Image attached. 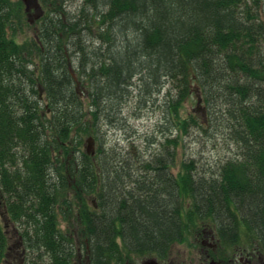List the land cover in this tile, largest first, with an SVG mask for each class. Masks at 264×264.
<instances>
[{
    "label": "trees",
    "instance_id": "1",
    "mask_svg": "<svg viewBox=\"0 0 264 264\" xmlns=\"http://www.w3.org/2000/svg\"><path fill=\"white\" fill-rule=\"evenodd\" d=\"M66 1L37 0L40 27L19 43L28 12L20 0H0V189L9 221L21 229L11 260L73 264L74 234L60 225L74 218L85 264H123L160 251L194 218L217 217L220 239L230 245L243 248L255 233L264 243V0H83L72 16ZM93 36L103 54L88 50ZM134 77L139 95L160 90L163 78L175 91L164 113L176 140L137 168L131 161L138 157L121 158L98 137L119 120ZM188 98L207 123L222 117L234 141L255 153L263 167L254 182L235 161L205 184L194 179L192 161H182L178 177L162 172L170 151L199 125L194 114L181 115ZM87 137L94 155L83 150ZM229 197L250 219L242 230L230 226L238 213L224 206ZM10 254L0 224V264Z\"/></svg>",
    "mask_w": 264,
    "mask_h": 264
},
{
    "label": "rangeland",
    "instance_id": "2",
    "mask_svg": "<svg viewBox=\"0 0 264 264\" xmlns=\"http://www.w3.org/2000/svg\"><path fill=\"white\" fill-rule=\"evenodd\" d=\"M20 1L22 2V0ZM23 1H25V3L27 1V3L23 5L25 10H28H26V13L28 12L27 19L29 25L22 26L21 30H17L18 32L16 33V41L19 43L23 42L27 38H35V32H37V29L40 27L39 18L43 14L42 7L37 1ZM82 5L83 0H67L65 3V9L68 12V15L72 16L73 14H76V11ZM89 24V28L92 29L93 32H96L98 27H100L97 19L94 21V23ZM99 42L100 40L93 36V38L89 40V44H87L88 50L90 49V51L103 54V52L97 51L98 47L101 45ZM71 63L72 62L70 61V65ZM75 64L72 67H69L71 69V73L73 74L77 73L78 71ZM132 81L134 86L141 85V81H139L137 77H134ZM163 81H165V85L163 84L164 87L162 86L160 90L159 88L150 89V97H148L146 94V90L148 88L139 95V90L141 87H130L128 99L122 101L121 103V114L119 120L112 121L107 125H103L98 132V137L101 141L102 148L107 150L108 148L112 149L114 152L118 153L121 158H126V160H128V158H132V156H136L139 158V160H141L140 162L131 161L133 168H137L138 164L145 161L152 162L155 158L164 156L163 144L171 139L176 140L175 128L172 124H169L166 113H164L166 111V105L169 101V97L173 95L175 91L173 84L169 79L163 78ZM77 88L78 90H81V85H77ZM189 88L191 93L198 95V88L196 87L195 83H190ZM199 103L201 102L199 101L198 104ZM199 112L200 109H195V106L190 103V98L184 101L181 115L184 116L187 113H194V115L197 116L196 120L199 125H197L195 128L191 127L189 129L188 135L184 137L181 146H177L176 149L170 151V157L173 159L168 162L169 167L162 171L167 175V178H173L176 175L178 177V174L182 171L181 166L183 160L188 162L192 161L193 166L195 167V172L198 173L194 176V179L196 182L202 184L208 183L209 180H213L209 179L213 174V178H216V175L218 174V168L222 167L229 160L236 159L235 161H237L238 167L245 164L244 159L247 157V148L243 143H236L234 138L230 136L229 130L224 122L225 120L222 121V117L219 118L212 115L211 122L207 123L203 118L204 116ZM164 116L166 117L165 119H163ZM86 145L84 150L88 148ZM93 149L94 147L92 145L89 151H92ZM94 151H96V149ZM118 161L124 162L123 160ZM246 163L249 166V169L255 170L253 173L249 172V175L252 174V182H254V178L257 177L256 174L261 172V168H259L258 163L253 161H248ZM152 177L153 175L150 174V182H156L157 178ZM226 201H228V203H226ZM226 201L224 202V206L228 210L229 214L238 213L235 218L232 217L233 221H235L237 224L230 226L242 230L241 223L238 222H244L245 220L250 219L243 218L239 215L242 212L241 210L237 212L234 207H232L233 204L230 201V197L229 199H226ZM235 201L237 202L236 199ZM188 207L189 206H183L182 209L186 211ZM59 210L61 209H58V212ZM73 212H75L74 208L72 210V213ZM183 214L184 222L190 220L189 218H185V212ZM216 218L217 217H215L211 223L207 221V219H191L194 221L190 225L184 226L185 232L183 233L182 237H180V240L174 239L166 243L165 247L160 253L159 260L165 264H188L189 262H191L190 264H201L200 262H203V264H208L210 261L204 260V255L199 250L200 244L194 243V240L197 239L198 241H201V239H205V237L213 238L214 233L218 231L216 229L219 225L217 221L218 218ZM0 224L5 231V235L7 236L11 248V254L6 259L9 261V263L3 262L2 264H13L15 263V260H11L13 257L12 248L18 241V236L21 229L19 227L17 228L11 221H9L4 210V202L1 192ZM60 227L63 229H70L74 234L75 257L73 264H85L84 246L81 247L83 239L77 238L76 236L79 233L80 227L79 224H77L76 218H74L69 223L62 222ZM224 248L225 247L221 246L220 250ZM226 251H229L227 253V256H229L231 250ZM248 254L249 253L246 252V255ZM147 257L148 254L144 256L134 254L133 256L129 257L127 261L128 263L124 262V264H141L143 259H146Z\"/></svg>",
    "mask_w": 264,
    "mask_h": 264
},
{
    "label": "flooded vegetation",
    "instance_id": "3",
    "mask_svg": "<svg viewBox=\"0 0 264 264\" xmlns=\"http://www.w3.org/2000/svg\"><path fill=\"white\" fill-rule=\"evenodd\" d=\"M194 243L200 244L199 250L204 255V260L210 261L208 262V264H264V252H262L260 248H258V242L256 241L253 243V247L251 248V250L247 251L249 253L248 255H246V253L245 255H242L241 251L236 248L229 249L230 244L227 239L220 241V246L225 247L221 250L217 247L212 237H205V239H201V241L195 239ZM261 245L264 247L263 242L261 243ZM226 250H231L229 256H227V253L229 251ZM155 262V264H165L159 259H156ZM190 263L191 262H189L188 264ZM200 263L203 264V262Z\"/></svg>",
    "mask_w": 264,
    "mask_h": 264
}]
</instances>
